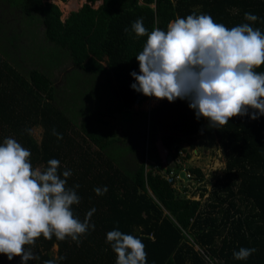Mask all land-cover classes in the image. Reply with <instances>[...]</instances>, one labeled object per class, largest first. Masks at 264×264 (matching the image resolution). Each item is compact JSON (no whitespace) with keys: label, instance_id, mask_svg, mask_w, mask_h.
<instances>
[{"label":"trees","instance_id":"trees-1","mask_svg":"<svg viewBox=\"0 0 264 264\" xmlns=\"http://www.w3.org/2000/svg\"><path fill=\"white\" fill-rule=\"evenodd\" d=\"M246 12L259 18L252 27L264 32V0H86L65 19L59 4L50 0H0V27L7 23L4 14L41 24L55 54L29 53L27 60L35 67L28 70H21L23 60L11 61L12 65L0 56V144L8 137L16 139L31 152L33 167L41 170L49 160H59L58 171L72 173L66 186H80L74 215L83 221L89 210H96L90 219L95 228L79 244L41 237L31 247L37 259L28 264L49 260L115 264V254L106 242V234L113 230L139 238L145 245L147 264H209L195 245L207 251L213 264H264V116L251 120L249 113L230 118L223 128H210L225 166L204 201L203 194L200 200L185 195L191 182H167L164 174L173 169L157 147L161 137L179 168L176 176L187 169L196 180L203 179L200 169L189 167L188 156H181L185 145L194 148L205 124V119H196L186 100H161L150 112L139 113L145 129L128 127L124 134L128 144L123 149L115 145L117 133L108 122L115 113L124 117L130 113L128 122H134L136 114L130 109L152 99L130 87L135 83L130 73L139 74L136 56L147 39L131 32L138 18H143L150 33L155 27L166 31L168 23L178 17L200 14L231 28L247 23ZM18 39L13 35L12 40ZM40 57L49 65H56V59L61 65L65 58L74 66L64 78L72 86L71 100L65 97L61 102L64 107L58 102L55 81L39 68ZM256 71L264 72V65ZM92 78L104 80L107 89L102 95L89 88L95 81ZM91 93L93 98L98 93L99 98L93 108L82 101H90ZM38 129L42 135L37 141L33 133ZM52 129L63 138L58 140ZM132 133H142L139 143ZM105 186L107 192L96 195L94 189ZM240 248L256 251L246 260H235L233 252ZM0 264H20V258L8 261L0 255Z\"/></svg>","mask_w":264,"mask_h":264},{"label":"clouds","instance_id":"clouds-1","mask_svg":"<svg viewBox=\"0 0 264 264\" xmlns=\"http://www.w3.org/2000/svg\"><path fill=\"white\" fill-rule=\"evenodd\" d=\"M258 19L246 12L247 23L228 28L207 14L188 15L169 22L166 31L155 27L149 33L143 18H138L131 32L147 39L136 56L139 74L130 73L135 80L131 89L157 101L186 100L197 120L203 118L218 129L237 116L250 113L251 120L264 116V72L256 71L264 65V32L252 27ZM52 135L63 138L55 129ZM30 157L31 152L12 137L0 144V255L8 261L19 257L20 264L37 259L31 247L41 237L79 244L95 228L90 224L95 208L83 221L73 213V206L80 203V186H66L71 170L59 172L57 159L49 160L43 170L34 168ZM107 190L94 189L98 196ZM106 242L115 264H147L139 238L113 230L106 234ZM255 251L240 248L233 258L246 260Z\"/></svg>","mask_w":264,"mask_h":264},{"label":"rangeland","instance_id":"rangeland-1","mask_svg":"<svg viewBox=\"0 0 264 264\" xmlns=\"http://www.w3.org/2000/svg\"><path fill=\"white\" fill-rule=\"evenodd\" d=\"M50 1H55V3L57 2V4H59V6L63 11L62 18L65 19L72 11L80 9L86 0H67L65 2L68 5L67 7L65 4H63V2H59L58 0H50ZM99 4L100 2L96 3L95 6L98 7ZM12 13L14 15L16 14L15 11ZM14 15H7V14L3 15V18L6 20L7 23L4 24L5 25L4 28L2 26L0 27V56L3 58V60L10 62L23 60L21 63V70L24 69L28 70L30 67H35V65H33V63H30V61L27 60V55L31 52H36L38 50L39 52L42 53H51L52 46L48 44V42L46 41L44 35V27L41 26V24L31 23L28 22V20H20V18L19 20L17 19L15 20L12 18ZM22 33L23 36H21ZM13 35H15V39L18 38L19 39L17 41L12 40ZM10 43H13V45L15 44V47H12ZM32 55H36V54L32 53ZM36 56L38 57V55ZM40 59L41 60L39 61V68L46 73L48 72L51 78L53 79V81H55L57 90L59 92L58 102H60L61 104V102L65 97L71 100L70 93L72 91H70V87L72 86L64 78L67 74L72 72L74 68L72 62L64 58V60H62V63L60 65L59 60L56 59L55 60L57 62L56 65H49L45 60V58L40 57ZM82 76H84V78L91 77L86 74H82ZM71 79H75L74 75ZM92 79L95 81L93 83V86L88 85L89 88L92 89L91 91L100 90L101 91L100 94L102 95V91L107 89L104 80L102 78H97V79L92 78ZM93 93L95 94L96 92L93 91ZM97 94L95 98H93L92 93L89 95L90 96L89 100L91 102L88 101L87 99H84L82 101H84L87 105L88 104L92 105L91 108H93V106L96 105L95 102L97 103L99 101ZM159 101L153 99L142 103L139 107L134 105L130 110L134 111L135 114H137V117H135L136 120L132 123L128 122L131 119L130 113H127L126 117H124V115H120L119 113H115V117L109 119L108 122H110L111 130H115V132L117 133V137H116L117 141L115 145H118L117 147L119 149L120 147L124 148L125 143L128 144L127 140H124V134L127 133L126 128L133 127V129L136 130V128L138 129V127H141V131H143L145 129V122H143L139 118V113L141 112L147 113L145 111H148L151 108L156 107L159 104ZM61 106L64 107V105L62 104ZM210 128L211 127L208 126V121L205 120L204 130L196 138L194 148L188 145L184 146L186 149V153H184L183 156L185 157L186 155L188 156V159H186V161L189 167L198 168L203 174V179L201 181L196 180L195 177L192 176L191 174V178H190L191 184L188 185L189 188H187L185 195L191 197V199L193 200H200L201 194L204 195L202 201H204L205 198L208 197L210 192H212L213 190L216 178L221 177L223 168L225 166V159L223 157L222 152L219 149L218 141L213 138L212 136L213 134L211 133ZM133 134L134 133H132L133 140L139 143L140 142L139 139H141L142 133H137L134 135ZM41 135H42L41 129L35 130L33 133V136L37 141L41 140ZM129 136H131V134ZM136 150L139 152L137 147ZM179 189L182 190L181 184L179 185ZM58 250L59 247L56 246L55 252L57 253Z\"/></svg>","mask_w":264,"mask_h":264},{"label":"built area","instance_id":"built-area-1","mask_svg":"<svg viewBox=\"0 0 264 264\" xmlns=\"http://www.w3.org/2000/svg\"><path fill=\"white\" fill-rule=\"evenodd\" d=\"M184 155V153H181V156H183ZM183 157H185V156H183ZM174 163V162H173ZM151 164H154V166H155V168L156 169H158V166H157V164L156 163H151ZM168 165H171V163H167ZM175 164V163H174ZM186 170V172H187V178H191V173H189L188 171H187V169H185ZM175 170L173 169L170 173H165L164 174V176H165V178H166V180H167V182L169 183V184H172V185H174L175 184V181H176V179H178V180H180V177H179V175L178 176H176L175 175ZM190 181H191V179H190ZM195 250H197L203 257H204V259L206 260V262L207 263H209V264H213L214 262H213V260H211L209 257H208V254H207V251H205L204 249H202V248H200L198 245H195Z\"/></svg>","mask_w":264,"mask_h":264},{"label":"water","instance_id":"water-1","mask_svg":"<svg viewBox=\"0 0 264 264\" xmlns=\"http://www.w3.org/2000/svg\"><path fill=\"white\" fill-rule=\"evenodd\" d=\"M78 11V9L76 10ZM157 147L160 151V154L162 155V157L166 160L167 163H171V168L174 169L175 171H178V167L173 163L174 162V159L172 157V155H169L168 154V151L165 149L162 141H161V137H158V142H157ZM179 177L182 181H184L185 184L189 183L190 182V179L187 178V172L182 170L180 173H179Z\"/></svg>","mask_w":264,"mask_h":264},{"label":"crops","instance_id":"crops-1","mask_svg":"<svg viewBox=\"0 0 264 264\" xmlns=\"http://www.w3.org/2000/svg\"><path fill=\"white\" fill-rule=\"evenodd\" d=\"M52 2H55V1H52ZM63 2V1H62ZM57 3V2H56ZM150 100H153V98L152 99H150ZM150 100H148V101H150ZM147 102V101H146ZM161 102V100L159 101V103ZM144 103V102H143ZM136 106H140V105H136ZM155 108V107H154ZM153 108H151L150 110H148V111H145V112H150L151 110H152ZM135 117H137V114L135 115ZM126 127V126H125ZM127 129V128H126ZM126 138L124 137V140H125ZM123 149V148H122ZM187 162V161H186Z\"/></svg>","mask_w":264,"mask_h":264},{"label":"bare ground","instance_id":"bare-ground-1","mask_svg":"<svg viewBox=\"0 0 264 264\" xmlns=\"http://www.w3.org/2000/svg\"><path fill=\"white\" fill-rule=\"evenodd\" d=\"M59 2H62V0H58ZM63 4H65L66 5V7L68 6L65 2H63Z\"/></svg>","mask_w":264,"mask_h":264}]
</instances>
